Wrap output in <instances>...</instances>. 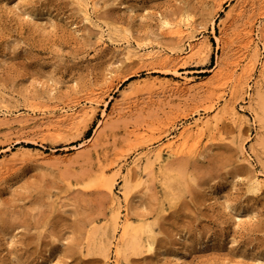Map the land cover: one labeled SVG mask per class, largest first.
Wrapping results in <instances>:
<instances>
[{"label":"rangeland","instance_id":"1","mask_svg":"<svg viewBox=\"0 0 264 264\" xmlns=\"http://www.w3.org/2000/svg\"><path fill=\"white\" fill-rule=\"evenodd\" d=\"M86 1L91 19L75 0H0V264H114L103 168L120 197L130 183L122 264H264V0ZM186 23L192 51L166 32ZM103 29L186 51L128 58ZM160 146L163 172L118 171Z\"/></svg>","mask_w":264,"mask_h":264},{"label":"bare ground","instance_id":"2","mask_svg":"<svg viewBox=\"0 0 264 264\" xmlns=\"http://www.w3.org/2000/svg\"><path fill=\"white\" fill-rule=\"evenodd\" d=\"M75 1H77L82 7H83V9H81V10H84L85 11V13H86V17L88 18V19H91V17H92V13L94 14V7H92V9H91V6H90V1H89V3L86 1V0H75ZM84 13V14H85ZM165 23H167V21H165ZM188 23V22H187ZM187 23H186V26L184 27V26H181L180 24H173V25H170V27H169V29H167V34L169 35V36H171V37H173V38H177V39H183V38H185V37H187L188 39H189V43H190V46H191V48H190V50L192 51V50H194L195 49V47H196V43L194 42V41H197V39H198V37L196 36V35H194V34H191L192 33V30L194 29L193 28V26L191 25V24H189V25H187ZM192 23V22H191ZM130 37V36H129ZM249 37V36H248ZM250 38H251V36H250ZM250 38H248V39H250ZM106 39L108 40V42L109 41H111V42H117V43H119V44H123V42H124V45H125V48H126V50H127V53H128V58H134V57H141V58H158L160 61H162L163 63H169V62H171V61H174V58H175V54H176V56L177 55H180L181 53H183V52H185L186 50L183 48L182 50H179V51H174L173 49H169V50H164V48H162V46H157V47H153V48H151V49H148V50H146V51H143V52H141V50L142 49H144V46L142 45V44H140V43H137L136 41V44H134L133 43V40L131 39V38H126V39H118V38H116L115 37V34H114V32L111 30V29H108L107 31L106 30H102V32H101V39L100 40H104L103 41V43L106 41ZM99 40V41H100ZM250 40H252V39H250ZM250 41L248 40L247 41V43H249ZM252 43V42H251ZM251 43H249L248 45H252ZM247 45V44H246ZM247 45V46H248ZM256 47V46H255ZM168 49V48H167ZM256 51V50H255ZM263 66V65H262ZM263 68V70H264V66L262 67ZM186 80V79H185ZM184 80V81H185ZM188 80V79H187ZM189 81V80H188ZM259 81V80H258ZM175 82V81H174ZM173 82V87H175L176 89H178V90H184L185 88H186V86H185V83H178L177 81H176V83H174ZM257 84L258 85H260V83L259 82H257ZM170 85V84H169ZM188 86V85H187ZM171 87V86H170ZM258 87V86H257ZM172 88V87H171ZM174 88V89H175ZM188 88L189 87H187V90H188ZM175 89V90H176ZM190 90V89H189ZM180 92V91H179ZM187 92V91H186ZM181 93V92H180ZM184 93V92H183ZM186 94V93H185ZM2 95V97H3V100L5 99L6 100V96H5V93H2L1 94ZM91 99H93V98H91ZM254 99H255V97H253V96H250L249 97V102H250V106H251V109H252V112H253V114L254 115H256V113H257V111H256V109L254 108ZM5 108H3V109H1L0 110V112H2V113H4L5 115H11L12 113H13V110H11V109H8L6 106H4ZM71 108V107H70ZM88 108V107H87ZM63 109V108H62ZM72 109V108H71ZM76 109V108H75ZM83 109V110H82ZM82 111H83V113H86V108H83V106H82ZM244 109V108H243ZM61 110V109H60ZM231 110H232V114L234 115V117L236 118V119H238L239 120V122H240V124H242V123H244L245 121L247 122L248 120H247V117L244 115V113H241L240 112V110L237 108V106H235V105H233L232 107H231ZM32 111H33V113L36 111V110H34V108L32 109ZM44 111V110H43ZM47 111V110H46ZM64 111H66L65 113H64V115L62 114L63 112H62V110H61V114L63 115V117L64 118H62L61 120H59V118H58V120H59V122H62V121H64V120H66L67 118L70 120V118L72 117V115L73 114H75V112L74 111H72L71 113H69V112H67L68 110H64ZM264 111V110H263ZM77 112V111H76ZM81 112V111H80ZM88 112V111H87ZM49 113V112H48ZM56 113V112H55ZM79 113V112H78ZM77 113V114H78ZM42 114V113H41ZM44 114V113H43ZM80 114V113H79ZM78 114V115H79ZM264 114V113H263ZM61 115V116H62ZM78 115H77V117H78ZM81 115V114H80ZM49 116V115H48ZM55 116V115H54ZM71 116V117H70ZM50 117H51V115H50ZM52 117H53V115H52ZM57 117V116H56ZM74 117H75V115H74ZM74 117H73V119H74ZM255 117V116H254ZM76 118V117H75ZM256 118H258V120H259V118L260 117H258L257 115H256ZM261 119V118H260ZM57 120V121H58ZM72 120V119H71ZM250 120V119H249ZM57 121H56V123H57ZM68 121V120H67ZM256 121V120H255ZM201 122L203 123V125L205 124V123H208V121L207 120H200V121H195V125H197V126H199L200 124H201ZM54 125H56V124H54ZM49 127V126H48ZM53 127V126H52ZM53 128H57L56 126H54ZM58 128H59V126H58ZM55 130V129H54ZM172 143V142H171ZM166 146H168V145H166ZM165 146V147H166ZM164 146H160V147H158V148H156V149H152V150H150L149 152H147L146 153V159H147V165H145V167H143L142 165H141V162H140V158H136V159H134V160H132L131 162H129L128 163V165L127 166H125L124 164L122 165H120V166H117L118 167V171L119 170H123V168H126L127 169V173L129 172V173H131L132 172V169H133V167L135 166V167H137V169L139 170V177H141L142 176V173L143 172H146V171H148V170H152V171H154V170H158V171H161V172H163L165 169H166V167L168 168V166L166 165V164H168L167 162H166V160L162 157V151H163V149L165 148ZM245 150H247V149H245L244 148V146H243V154H244V160H246V161H248L249 163H251V156L250 155H248L246 152H245ZM254 150V149H253ZM248 152V151H247ZM46 157V156H45ZM145 159V158H144ZM142 160V159H141ZM7 166V165H6ZM6 169V168H5ZM2 170H3V168H2ZM7 170V169H6ZM5 171V170H4ZM116 171H117V169H116ZM117 171V172H118ZM108 171H107V169L106 168H103L102 170H101V175H100V183H101V186H103V187H105V189L111 194V196H112V202L114 203V206H115V213H114V217H113V223H112V228H113V231H116L119 227H120V231H121V238H120V240L115 244V248H114V252H115V255L113 256L114 258V264H122L124 261H126V260H128V257L125 255V252H126V250H128L129 249V247H134V245L136 244V241H133V242H131V241H128V240H125L124 239V236L127 234V233H129V229H130V227H131V223H132V221H131V217L127 214V212L125 211V216H124V218H122L121 217V215H120V213H122L121 212V208L122 207H124L123 209H125V210H127V209H129L128 208V205L130 204V197H129V194H128V189L130 190V188L128 187L129 186V184H128V188L126 187L125 189H127L126 191L125 190H123V196L122 197H120V195H118V194H116V192H115V182H114V179L113 180H111L110 178H108L107 177V173ZM126 172V171H125ZM149 172V171H148ZM4 173V172H3ZM162 173H160V175H161ZM164 174V173H163ZM0 175H2L1 173H0ZM167 175V174H166ZM127 177V176H126ZM260 177V176H259ZM129 180V179H128ZM261 180V179H260ZM259 180V181H260ZM254 181V180H253ZM258 181V180H257ZM258 181V182H259ZM129 182V181H128ZM259 184H260V182H259ZM259 187V186H258ZM257 188V187H256ZM261 189V188H260ZM123 202V203H122ZM239 219H240V217H239ZM148 227V226H147ZM135 232H138L139 230L136 228L135 230H134ZM145 234H146V239H145V241L147 242V243H149V247L147 246V248L149 249V248H151V245H152V241H151V235H152V231L151 230H147L146 232H145ZM116 238H117V236H116ZM135 238H136V236H135ZM133 239H134V236H133ZM137 239V238H136ZM115 240V239H114ZM112 242V241H111ZM114 242V241H113ZM140 243V242H139ZM112 244V243H111ZM139 245V244H138ZM141 245V244H140ZM111 246V245H110ZM137 246V245H136ZM154 246V245H153ZM139 247V246H138ZM152 248H154V247H152ZM111 249V248H110ZM131 249V248H130ZM107 250V249H106ZM111 251V250H110ZM107 252V251H106ZM113 252V251H112ZM106 254V253H105ZM128 254V253H127ZM186 254H187V252H186ZM106 255H108V253L106 254ZM106 257V256H105ZM107 258V257H106ZM109 258H107V260H108ZM110 260V259H109ZM262 260V259H261ZM261 260H259L260 262H261ZM113 261V260H112ZM264 262V261H263Z\"/></svg>","mask_w":264,"mask_h":264},{"label":"snow or ice","instance_id":"3","mask_svg":"<svg viewBox=\"0 0 264 264\" xmlns=\"http://www.w3.org/2000/svg\"><path fill=\"white\" fill-rule=\"evenodd\" d=\"M57 264H59V262H57Z\"/></svg>","mask_w":264,"mask_h":264}]
</instances>
